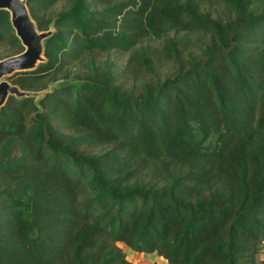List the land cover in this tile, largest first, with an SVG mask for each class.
Segmentation results:
<instances>
[{
	"label": "trees",
	"instance_id": "1",
	"mask_svg": "<svg viewBox=\"0 0 264 264\" xmlns=\"http://www.w3.org/2000/svg\"><path fill=\"white\" fill-rule=\"evenodd\" d=\"M27 1L48 29L60 0ZM65 1L47 61L8 80L79 83L0 109V264H139L120 244L168 264H264V0ZM167 33L210 42L173 77L143 56L136 89L134 68L96 62ZM1 42L23 50L4 10Z\"/></svg>",
	"mask_w": 264,
	"mask_h": 264
},
{
	"label": "rangeland",
	"instance_id": "2",
	"mask_svg": "<svg viewBox=\"0 0 264 264\" xmlns=\"http://www.w3.org/2000/svg\"><path fill=\"white\" fill-rule=\"evenodd\" d=\"M69 6L70 4L65 0H60L50 9L45 11V15H47V17L51 19V23H54L58 18L59 13L66 10ZM218 9L219 11H221V13H223L222 17L225 19V16L228 13L227 6L222 3ZM211 11L212 14L215 16L216 12H214L213 8H211ZM176 37L177 36H174L173 33H167L159 39L155 37H150V39L146 38L143 40L142 43L126 52L114 50L109 54L99 55L96 58V62L108 59L110 61H113L118 69H123L127 66L134 68V74H129L125 76V81L129 84L130 87L134 86V89H136L142 80H146L150 77V73H148L147 69L145 68V66L142 65L140 61L143 56L147 58V62L149 61L150 69L156 72V74L160 78L173 77L178 73L182 65L184 67H188L190 65L189 61L191 60V58L200 56L201 49L205 46V44L210 42V38L201 37L200 35L186 36L185 39L180 41L177 40ZM169 43H173L171 46L174 45L178 53H175V49H173L174 51H169L170 47L165 50L164 46L168 45ZM15 52L16 51L13 50L7 43H0V59L13 55ZM175 55H178V57L176 58ZM130 60L132 64H129ZM69 68H71L72 72H76L77 68H79V65H70ZM131 73H133V71ZM59 80L64 79L60 78V75L57 77V80L54 79V81ZM65 80V82L69 81L67 83H79L74 78ZM214 143L215 137L214 135H211L207 140L206 145L209 148H212ZM85 151L95 154L99 153L100 149H87ZM120 247L122 248L123 252L125 251L124 253L127 259L135 263L168 264V262L164 258L158 259L156 256L152 255L156 253H142L143 255L141 256V254L136 253V255L132 253L131 250L126 248L123 244H120ZM260 258L264 261V247L261 252Z\"/></svg>",
	"mask_w": 264,
	"mask_h": 264
},
{
	"label": "water",
	"instance_id": "3",
	"mask_svg": "<svg viewBox=\"0 0 264 264\" xmlns=\"http://www.w3.org/2000/svg\"><path fill=\"white\" fill-rule=\"evenodd\" d=\"M0 10L7 11L9 22L23 50L19 53L0 59V109L10 97L17 99L34 98L35 104L54 87H60L66 80L51 81L42 90H23L8 78L22 72L33 71L47 61L45 42L55 33L54 23L48 29L39 30L30 13L27 0H0Z\"/></svg>",
	"mask_w": 264,
	"mask_h": 264
},
{
	"label": "crops",
	"instance_id": "4",
	"mask_svg": "<svg viewBox=\"0 0 264 264\" xmlns=\"http://www.w3.org/2000/svg\"><path fill=\"white\" fill-rule=\"evenodd\" d=\"M138 254H141V256L143 255L142 253H138ZM136 255H137V254H136ZM136 255H135V256H136ZM132 262H133V261H132Z\"/></svg>",
	"mask_w": 264,
	"mask_h": 264
}]
</instances>
